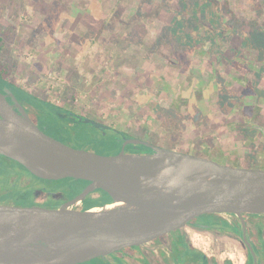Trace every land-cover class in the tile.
I'll return each instance as SVG.
<instances>
[{
  "label": "rangeland",
  "instance_id": "1",
  "mask_svg": "<svg viewBox=\"0 0 264 264\" xmlns=\"http://www.w3.org/2000/svg\"><path fill=\"white\" fill-rule=\"evenodd\" d=\"M0 35V65L10 62L12 83L42 101L69 103L127 139L264 169V0H0ZM56 116L71 122L64 134L76 149L121 151L113 131ZM50 122L40 118L45 130ZM17 170L67 201L80 188ZM110 260L118 264L116 255L84 264Z\"/></svg>",
  "mask_w": 264,
  "mask_h": 264
},
{
  "label": "water",
  "instance_id": "2",
  "mask_svg": "<svg viewBox=\"0 0 264 264\" xmlns=\"http://www.w3.org/2000/svg\"><path fill=\"white\" fill-rule=\"evenodd\" d=\"M123 141L111 156L76 149L47 135L11 90L0 92V155L43 180L90 182L53 210L0 204V264H84L149 243L196 215L264 214V169L230 166L140 139ZM128 145L149 151L127 153ZM98 190L112 203L83 210ZM117 203L132 208L107 209Z\"/></svg>",
  "mask_w": 264,
  "mask_h": 264
},
{
  "label": "flooded vegetation",
  "instance_id": "3",
  "mask_svg": "<svg viewBox=\"0 0 264 264\" xmlns=\"http://www.w3.org/2000/svg\"><path fill=\"white\" fill-rule=\"evenodd\" d=\"M4 37L0 35L1 42ZM7 90L15 94L32 120L42 128L37 110L21 101V95L13 87H0V92L5 93ZM7 162L13 165V170L9 187H5V190L0 188V195L9 196L13 205L53 210L68 202L62 194L51 192L45 186L29 187L31 183L17 169L29 172L19 163H12L10 159ZM56 195L62 198L56 199ZM112 255L118 257V264H264V214L196 215L149 243L126 248ZM108 264H114L113 260Z\"/></svg>",
  "mask_w": 264,
  "mask_h": 264
},
{
  "label": "trees",
  "instance_id": "4",
  "mask_svg": "<svg viewBox=\"0 0 264 264\" xmlns=\"http://www.w3.org/2000/svg\"><path fill=\"white\" fill-rule=\"evenodd\" d=\"M3 42H1V39H0V53H2L4 51V49H3L4 43ZM10 64H11L10 62H7L6 65H0V87L1 88H3V87H13V90L15 92L17 90L18 94L21 95V98H19V99L20 100L22 99L23 102H25L29 106L35 108V110H37V114H38L39 118H41V120H42V117H43L44 120L47 118L48 121H51L50 123H45V124H49L51 126V129H49V131L48 130L45 131L46 134L51 136V137H53V138H55V139H57V140H59V141H61V142H63L64 144L72 146L71 144H69V141H71L72 137H69L68 135L64 134L65 133L64 129L67 128L68 126H71V122L69 120H67V121L63 120V119L61 120V118L57 117V116H56V119H52V118H54L55 115H68L71 112H76V110L73 109L71 104L69 105V108H67V109H65V107H62V106H65L66 104H69V103H64V105H62V106L54 105V104L50 103L49 101H42L41 99H39V97L33 96L32 92H30L28 90L21 89L20 87L16 88L15 86H17V85L15 83H12V81L10 80V77H9V75H10V70L9 69H11V66H9ZM32 98L35 99V101H40L42 103L33 102ZM43 103H46V104L50 105L48 107V109L45 108L46 106H44ZM88 118L93 119L95 121H98V122H100L102 124L105 123L102 120L93 117L92 115H88ZM110 131H113L115 134H117L118 135V139H114V141H112V142L110 141L109 144L118 143L120 146H122L123 143H124L123 138H132L126 132L117 131L115 129H110ZM129 147L133 148V149H136V150H143V151L149 150L148 148H146L144 146H141V145H138V146L129 145ZM118 153H119V151L116 152L115 154H118ZM7 160H9V159L4 157V156H2V155H0V167H3L1 169L4 170L2 172H6V173L10 174L12 172V170H13V166L7 164L8 163ZM12 163L18 164L17 162H15L13 160H12ZM18 165H20V164H18ZM0 174H1V172H0ZM70 180L73 181V182H76L77 184L80 185V188L78 190H76V192H75L76 196L80 192H82L90 184L89 181L76 180V179H70ZM46 182L53 183V182H56V181H46ZM9 184H10V182H9ZM97 192H100L101 194H103L104 198L99 203L98 202H92L93 204L91 206H90V204L86 203L87 201H85L83 203V210H89V209H92V208H96V207H100V206L112 203L111 197L105 191L98 190ZM76 196H72V198H74ZM0 198H3V197H0ZM5 198H7L6 195H4V199ZM98 260L99 259H96V260H94V262L96 263Z\"/></svg>",
  "mask_w": 264,
  "mask_h": 264
},
{
  "label": "bare ground",
  "instance_id": "5",
  "mask_svg": "<svg viewBox=\"0 0 264 264\" xmlns=\"http://www.w3.org/2000/svg\"><path fill=\"white\" fill-rule=\"evenodd\" d=\"M116 207H122V208H129L130 206L129 205H127V204H125V203H117V204H112V205H109L108 207H107V209H112V208H116ZM130 208H132V207H130Z\"/></svg>",
  "mask_w": 264,
  "mask_h": 264
},
{
  "label": "crops",
  "instance_id": "6",
  "mask_svg": "<svg viewBox=\"0 0 264 264\" xmlns=\"http://www.w3.org/2000/svg\"><path fill=\"white\" fill-rule=\"evenodd\" d=\"M85 117V116H84Z\"/></svg>",
  "mask_w": 264,
  "mask_h": 264
}]
</instances>
